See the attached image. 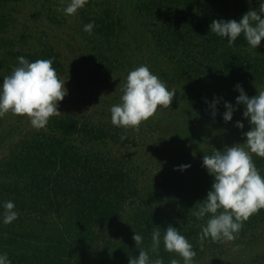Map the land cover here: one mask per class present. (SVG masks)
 Instances as JSON below:
<instances>
[{"label": "rangeland", "instance_id": "rangeland-1", "mask_svg": "<svg viewBox=\"0 0 264 264\" xmlns=\"http://www.w3.org/2000/svg\"><path fill=\"white\" fill-rule=\"evenodd\" d=\"M67 2L5 1L2 8L7 26L5 30L0 29V81L18 64V57L32 52H52L61 64L57 74L60 79L67 80L65 86L68 89V95L58 104L61 114L52 117H73L107 128L115 138H106L103 142L97 140L98 150L112 156L131 157L140 166L143 174L137 184V195L127 205L124 219L96 231L94 250L75 253L73 257L75 264H108L104 255L106 243L128 239L132 215L147 208L154 181L161 180L172 170L176 158L182 154L195 155L209 147L225 148L244 142L243 134L250 130V124L242 115L244 106L235 103L239 95L235 85H242L246 94L252 97L264 89V83H231L193 75L178 77L174 64L151 37V32L156 31L155 25L144 23L137 13L135 0H88L73 16H67L61 10ZM260 4L261 0H223L207 8L219 19L238 21L247 11L258 10ZM106 6L119 23L112 36L103 37L95 27L91 35L84 32V25L92 22L100 7ZM242 52L264 57V40L255 50L247 44ZM142 64L148 65L176 93L169 108L158 107L152 117L141 123L139 130H125L111 123L110 108L120 102L122 85L119 83L125 80L129 71ZM214 98L219 102L213 118L209 104ZM225 101L236 108L230 122L222 119ZM236 121H243L244 128L235 127ZM47 125L35 129L26 117L11 113L0 116V160L21 141L58 136L48 130ZM122 137L127 140L124 145ZM71 145L80 151L89 147L80 140ZM183 215L178 222L184 228L201 225L206 220H198L192 213ZM51 229L49 225L30 220H14L10 224L0 220V232L9 231L4 234L12 237L4 240L5 247L14 255L27 256L26 260L13 258V264L16 261V264L34 263V257L43 248L28 241V237L33 234L47 236ZM2 239L4 237H0V241ZM211 243L201 255L195 256V264H264V220L233 241Z\"/></svg>", "mask_w": 264, "mask_h": 264}, {"label": "trees", "instance_id": "trees-1", "mask_svg": "<svg viewBox=\"0 0 264 264\" xmlns=\"http://www.w3.org/2000/svg\"><path fill=\"white\" fill-rule=\"evenodd\" d=\"M5 1L0 0L2 30L7 26L2 8ZM222 1L135 0V6L147 26L151 22L155 25L156 31L151 32V37L174 64L178 77L193 75L231 83H264V57L243 53L247 46L243 36L229 45L225 38L211 32L212 21L219 18L207 6ZM117 20L106 6L99 8L92 21L104 37L112 36L117 30ZM23 56L29 61L53 58L57 73L61 68L58 59L49 51ZM203 61L204 64L200 63ZM98 126L73 117H51L47 129L58 136L21 141L0 160V213L3 203L12 200L19 213L18 222L30 220L52 227L47 236L33 234L28 237V241L43 248L34 257V263L28 264H75V253L94 250V233L122 221L127 205L136 197L137 184L143 174L140 166L131 157L112 156L98 150L97 140L115 138L107 128ZM78 140L89 145L86 151L71 145ZM122 141L125 144L127 140ZM215 149L224 150L223 147H209L195 155H180L173 161L172 170L161 180L154 181L147 208L137 211L130 219L132 229L128 239L106 243L104 255L108 264H128L130 257L139 255L140 247L150 248L155 226L162 231L169 225L177 227L192 243L196 255H201L204 248L213 244L211 239L201 244L200 225L184 228L178 220L183 214L192 213L210 190L213 178L202 166V157L211 155ZM253 160L264 175V158L253 154ZM181 164L191 166L183 172L174 170ZM263 220L264 208H261L244 221L238 236ZM134 232L144 236L143 244L137 247L132 239ZM4 233L10 232H0V237H4L0 241V253H7L11 264L14 259L26 260L27 256L14 255L5 247L4 240L12 237ZM150 255L156 258V254ZM158 255L164 264L177 256L165 251L163 243Z\"/></svg>", "mask_w": 264, "mask_h": 264}, {"label": "clouds", "instance_id": "clouds-1", "mask_svg": "<svg viewBox=\"0 0 264 264\" xmlns=\"http://www.w3.org/2000/svg\"><path fill=\"white\" fill-rule=\"evenodd\" d=\"M63 3V0H61ZM88 0H68L62 11L67 16L76 15L85 7ZM95 22L84 25L83 31L92 34ZM212 33L225 38L229 45L243 36L247 44L256 49L264 40V0L258 10H249L237 21L213 20ZM78 58V57H77ZM18 64L11 73L0 81V116L11 113L26 117L32 127L43 129L52 116L60 115L58 104L66 95L67 80L60 79L53 67V58L29 61L24 56L17 58ZM122 85L120 102L110 108L111 123L114 126L139 130L143 121L148 120L158 107L169 108L175 91L154 74L148 65L135 67L127 74ZM239 95L236 105H243V117L248 120L250 130L245 132L244 142L216 150L211 155H203L202 166L213 178L206 197L192 212L198 220H205L200 225L201 244L207 239L213 241H233L253 213L264 208V175L256 167L253 154L264 158V89L249 97L243 86L235 85ZM218 99L214 98L209 107L211 115L216 116ZM225 111L222 119L230 122L236 108L232 103L224 102ZM235 127L244 128L243 121H236ZM124 137H122L123 139ZM191 165L181 164L174 170L185 171ZM0 219L10 224L18 218L15 202L5 201ZM135 247L144 242V236L134 232ZM163 243L165 251L175 253L179 258H172L169 264H195L196 251L192 243L178 230L169 225L163 231L155 226L151 232L150 248H139L137 257H130L128 264H164L158 255ZM150 253L156 254L153 259ZM0 264H11L7 253H0Z\"/></svg>", "mask_w": 264, "mask_h": 264}]
</instances>
